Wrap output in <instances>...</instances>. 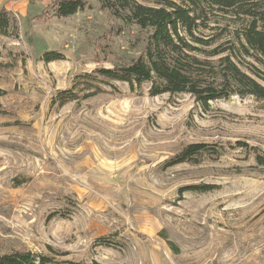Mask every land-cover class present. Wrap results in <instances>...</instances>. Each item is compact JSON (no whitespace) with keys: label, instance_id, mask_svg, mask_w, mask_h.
Listing matches in <instances>:
<instances>
[{"label":"rangeland","instance_id":"1","mask_svg":"<svg viewBox=\"0 0 264 264\" xmlns=\"http://www.w3.org/2000/svg\"><path fill=\"white\" fill-rule=\"evenodd\" d=\"M18 1L19 38L0 35V256L264 264V101L202 105L151 96L149 83L93 80V71L143 54L148 33L97 0L40 21L53 0ZM47 52L63 58L47 62ZM236 61L264 73L250 56ZM63 91L72 99L61 100ZM191 143L212 152L165 166Z\"/></svg>","mask_w":264,"mask_h":264},{"label":"trees","instance_id":"2","mask_svg":"<svg viewBox=\"0 0 264 264\" xmlns=\"http://www.w3.org/2000/svg\"><path fill=\"white\" fill-rule=\"evenodd\" d=\"M144 1L151 0H97L113 19L146 31L148 37L139 57L114 68L97 69L87 76L99 81H121L132 89L149 83L151 96L185 94L202 105L234 95L264 101V73L244 71L236 61L240 56H250L264 63V0H152L155 6ZM85 5V0H53L37 19L40 21L49 13L67 18L84 11ZM220 17L229 24H220ZM0 35L19 38V22L12 10L4 6L0 7ZM60 58L63 57L59 53L44 54L47 62ZM67 94L61 92V100H71L73 96ZM211 149L207 143H191L165 166L191 163ZM258 160L263 163L260 157ZM0 264L58 263L49 256L17 250L0 256Z\"/></svg>","mask_w":264,"mask_h":264},{"label":"crops","instance_id":"3","mask_svg":"<svg viewBox=\"0 0 264 264\" xmlns=\"http://www.w3.org/2000/svg\"><path fill=\"white\" fill-rule=\"evenodd\" d=\"M1 6H4L8 8L10 11L12 10L13 12H15L24 8L25 4L18 0H0V7Z\"/></svg>","mask_w":264,"mask_h":264}]
</instances>
